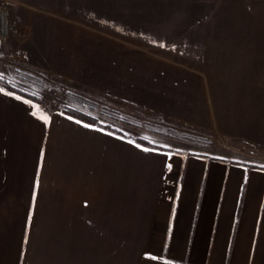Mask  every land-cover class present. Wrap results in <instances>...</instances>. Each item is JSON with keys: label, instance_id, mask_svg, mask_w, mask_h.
Returning <instances> with one entry per match:
<instances>
[{"label": "crops", "instance_id": "crops-1", "mask_svg": "<svg viewBox=\"0 0 264 264\" xmlns=\"http://www.w3.org/2000/svg\"><path fill=\"white\" fill-rule=\"evenodd\" d=\"M84 22L42 26L50 71L122 109L193 105ZM0 264H264V165L149 148L0 84Z\"/></svg>", "mask_w": 264, "mask_h": 264}, {"label": "rangeland", "instance_id": "rangeland-1", "mask_svg": "<svg viewBox=\"0 0 264 264\" xmlns=\"http://www.w3.org/2000/svg\"><path fill=\"white\" fill-rule=\"evenodd\" d=\"M4 1L11 4L16 26L34 20L29 43L40 49H27L18 27L2 39L0 80L16 93L61 108V102L39 99L64 88L63 99L96 125L143 146L264 165V0H0V5ZM80 21L110 34L132 64L163 65L155 73L178 79L188 93L180 99L193 105L122 109L50 71L43 63L48 56L42 52V26Z\"/></svg>", "mask_w": 264, "mask_h": 264}, {"label": "built area", "instance_id": "built-area-1", "mask_svg": "<svg viewBox=\"0 0 264 264\" xmlns=\"http://www.w3.org/2000/svg\"><path fill=\"white\" fill-rule=\"evenodd\" d=\"M11 4L8 1H4L0 5V45L4 36H7L11 30H17L16 23L10 19L9 17V10ZM16 27V28H15ZM64 88L60 90H51L48 93H43L39 99L41 104H48L50 100H53L55 103L61 102L66 106H71L65 99H63V91Z\"/></svg>", "mask_w": 264, "mask_h": 264}, {"label": "trees", "instance_id": "trees-1", "mask_svg": "<svg viewBox=\"0 0 264 264\" xmlns=\"http://www.w3.org/2000/svg\"><path fill=\"white\" fill-rule=\"evenodd\" d=\"M0 84H1L2 86H4L5 88L9 89V90H12V91L17 92V90H15L14 88H12V87L9 86L8 84L2 82L1 80H0ZM19 93L22 94L21 92H19ZM22 95L26 96V94H22ZM28 97H29V96H28ZM68 98H69V97H68ZM57 109L61 110V111L64 112V113H67V114H69V115H71V116H74V117H76V118L83 119V120H86V121H89V122H92V123L95 122V119H94L93 117H91V116L85 114L84 112H82L80 108H76V107H74V106L71 107V106L63 105V107H61V108H57ZM95 124H97V123L95 122ZM98 126H100L101 128H103V129H105V130H108V131H110V132H113V133H116V134H118V135H121L120 132H118V131H116V130H114V129H112V128H109L108 126H102V125H98ZM136 142H137V141H136ZM138 143H139V142H138Z\"/></svg>", "mask_w": 264, "mask_h": 264}, {"label": "snow or ice", "instance_id": "snow-or-ice-1", "mask_svg": "<svg viewBox=\"0 0 264 264\" xmlns=\"http://www.w3.org/2000/svg\"><path fill=\"white\" fill-rule=\"evenodd\" d=\"M16 98H17V99H20V97H19V96H17ZM26 102H27V101H26ZM77 122L79 123V121H77ZM85 126H86V127H88V125H85Z\"/></svg>", "mask_w": 264, "mask_h": 264}]
</instances>
